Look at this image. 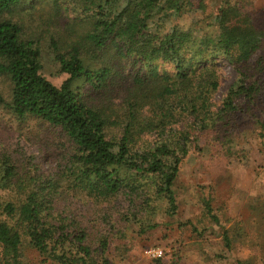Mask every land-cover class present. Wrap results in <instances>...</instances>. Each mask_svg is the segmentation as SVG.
<instances>
[{
  "label": "trees",
  "instance_id": "obj_1",
  "mask_svg": "<svg viewBox=\"0 0 264 264\" xmlns=\"http://www.w3.org/2000/svg\"><path fill=\"white\" fill-rule=\"evenodd\" d=\"M41 1L52 5L54 17L77 19L60 29L62 36L50 37L68 78L52 84L43 74L40 37L12 18L0 19V77L11 90L9 100L0 93V105L19 120L58 128L71 152L48 178L20 185L9 150L0 152V193L17 187L22 196L2 201L0 194V264H30V251L38 264H112V256L129 252L132 230L144 235L158 228L159 210L164 220L179 213L175 187L189 133L173 141L162 134L184 116L203 118L202 129L215 117L230 123L236 99L256 103L264 90V27L226 2L211 13L206 34L185 30L179 19L205 9L192 0H0V16L34 10ZM257 52L258 67L250 63ZM217 59L239 77L214 112ZM114 93H123L121 103ZM153 133L161 134L154 143L140 144ZM86 199L87 209L78 205ZM204 204L218 223L211 201Z\"/></svg>",
  "mask_w": 264,
  "mask_h": 264
},
{
  "label": "rangeland",
  "instance_id": "obj_2",
  "mask_svg": "<svg viewBox=\"0 0 264 264\" xmlns=\"http://www.w3.org/2000/svg\"><path fill=\"white\" fill-rule=\"evenodd\" d=\"M192 2L196 6L203 4L205 9L192 11L179 19L178 23L185 30L192 26L199 30V34H206L210 30L211 13L217 5L226 2L242 7L256 25L264 27V0ZM53 12L51 4L41 1L34 10L18 8L0 19L12 18L23 25L27 34L35 33L40 37L43 74L60 87L68 75L60 73L50 47V37L52 34L62 36L61 28L78 22L73 16L64 14L65 8L61 17H54ZM50 16L54 18L52 24L48 22ZM75 28L84 30L81 26ZM66 38L69 37L66 35ZM254 56L250 63L256 65L259 52ZM216 65L220 86L213 94L214 112L222 108L225 97L239 77L238 71L225 59H217ZM162 67L173 71L169 65ZM10 92V81L0 77V93L9 100ZM115 95L114 102L121 103L123 93ZM256 99V103L244 97L236 99L239 108L229 117L230 123L215 117L211 121L215 124L202 129L200 122L203 118L197 120L184 116L162 134L165 139L173 141V138L178 140L181 134L189 133V152L183 158L175 187L179 213L164 220L159 210L156 216L158 228L144 235L132 230L131 239L126 241L129 252L124 253L123 258L112 256V264H264V138L261 135L264 134V90ZM158 135L161 134L145 135L140 144H152ZM8 150L17 166L19 182L34 177L48 178L59 169L58 165L64 166L71 145L58 128L34 118L19 120L0 105V152ZM0 194L2 201L22 197L18 195L17 187ZM76 196L82 197L81 194ZM80 200L78 205L85 209L91 205L88 199L86 203ZM206 200L211 201L218 223L208 214ZM226 236L230 245L226 244ZM155 247L168 250L159 262L147 256L148 249ZM36 256L32 251L28 253L30 264L40 262Z\"/></svg>",
  "mask_w": 264,
  "mask_h": 264
},
{
  "label": "built area",
  "instance_id": "obj_3",
  "mask_svg": "<svg viewBox=\"0 0 264 264\" xmlns=\"http://www.w3.org/2000/svg\"><path fill=\"white\" fill-rule=\"evenodd\" d=\"M167 253L168 250L160 247H155L148 249L147 256L152 260H159V259H163L167 255Z\"/></svg>",
  "mask_w": 264,
  "mask_h": 264
}]
</instances>
